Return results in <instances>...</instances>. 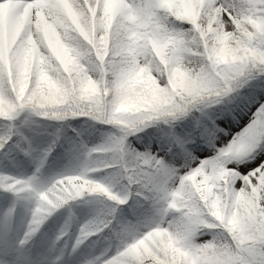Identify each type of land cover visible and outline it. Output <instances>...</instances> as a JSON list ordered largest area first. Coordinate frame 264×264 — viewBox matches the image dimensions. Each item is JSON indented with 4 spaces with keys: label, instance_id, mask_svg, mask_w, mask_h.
<instances>
[{
    "label": "snow or ice",
    "instance_id": "6c2138e0",
    "mask_svg": "<svg viewBox=\"0 0 264 264\" xmlns=\"http://www.w3.org/2000/svg\"><path fill=\"white\" fill-rule=\"evenodd\" d=\"M0 264H264V0H0Z\"/></svg>",
    "mask_w": 264,
    "mask_h": 264
}]
</instances>
